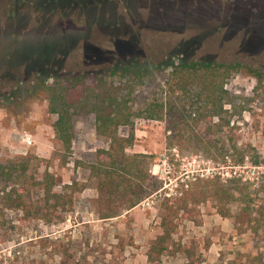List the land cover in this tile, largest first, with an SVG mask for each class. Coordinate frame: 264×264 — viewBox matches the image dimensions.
Returning a JSON list of instances; mask_svg holds the SVG:
<instances>
[{
	"label": "rangeland",
	"instance_id": "rangeland-1",
	"mask_svg": "<svg viewBox=\"0 0 264 264\" xmlns=\"http://www.w3.org/2000/svg\"><path fill=\"white\" fill-rule=\"evenodd\" d=\"M186 60L240 64L224 84L244 108L231 119L233 157L212 160L170 145L162 121L136 118L135 139L126 152L151 155L149 173L164 154L173 189L99 219L93 212L95 189L87 185L73 193L72 205L57 224L20 220L21 213L0 199V264H184L180 253L148 262L145 252L159 232L162 201L182 195L193 179L238 178L257 190L250 222L233 221L237 202L228 204V216H220L212 199H199L176 215L173 240L192 242L199 264H250L261 252L264 77L257 84L248 70L264 73V0H0V162L28 157L38 175L44 166L54 175L56 189L71 180L86 183L82 164L106 141L94 135L91 117L77 119L71 149L63 151L53 136L54 115L35 89L37 80L65 72L90 78L134 64L146 72L135 93L141 102L161 86L169 64ZM242 153V161L235 163Z\"/></svg>",
	"mask_w": 264,
	"mask_h": 264
},
{
	"label": "trees",
	"instance_id": "trees-1",
	"mask_svg": "<svg viewBox=\"0 0 264 264\" xmlns=\"http://www.w3.org/2000/svg\"><path fill=\"white\" fill-rule=\"evenodd\" d=\"M239 62L186 60L169 64L158 90L141 102L135 96L146 75L141 66L128 64L94 72L88 78L82 72H65L37 80L35 89L44 94L46 110L54 115L53 136L60 148L68 152L77 119L92 118L94 135L106 141L84 162L86 183L71 180L56 189L54 175L44 166L30 167V159H5L0 162V199L3 206L21 213L20 220L41 219L49 224L64 220L72 205V195L85 186L95 189L93 212L99 219L112 218L129 210L161 186L149 173L151 155L126 152L135 139L136 118L162 121L168 144L201 152L205 157L223 161L233 157L235 144L229 134L231 119L243 108L241 101L229 94L224 84L239 68ZM257 84L264 73L248 70ZM124 132H119V130ZM243 153L234 159L241 162ZM253 163H256L254 161ZM192 184L182 195L161 203L159 232L149 242L145 255L148 262L180 253L184 264H199L192 242L173 240L179 211L199 199L213 200L215 211L228 216V204L237 202L233 221L249 223L251 204L257 190L238 178L225 182L204 179ZM257 255V258L255 257ZM250 264H264V234L261 252Z\"/></svg>",
	"mask_w": 264,
	"mask_h": 264
},
{
	"label": "built area",
	"instance_id": "built-area-1",
	"mask_svg": "<svg viewBox=\"0 0 264 264\" xmlns=\"http://www.w3.org/2000/svg\"><path fill=\"white\" fill-rule=\"evenodd\" d=\"M172 151H175V148H172ZM174 154L176 155V153H174ZM151 167L152 168L150 169V173L152 175H156L159 179L162 180V186L157 191H155L154 193L159 192L160 190L165 189V188L168 190H172L173 187L176 185V183L172 182L171 178L169 177L171 168H170V165L168 163V158L164 154H162L161 157L157 160V162L152 164ZM231 174L233 176H236V175L238 177L240 176V174L238 172L236 174L235 170H232ZM169 193L170 192H167L164 194L166 196H168Z\"/></svg>",
	"mask_w": 264,
	"mask_h": 264
}]
</instances>
